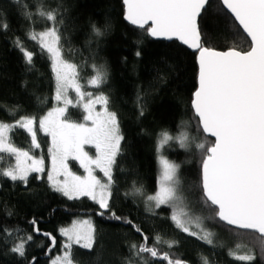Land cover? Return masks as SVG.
I'll return each instance as SVG.
<instances>
[{
	"label": "trees",
	"instance_id": "1",
	"mask_svg": "<svg viewBox=\"0 0 264 264\" xmlns=\"http://www.w3.org/2000/svg\"><path fill=\"white\" fill-rule=\"evenodd\" d=\"M38 4L46 10L58 9L57 27L64 58L77 66L84 90L108 97V109L116 113L124 139L112 172L110 210L104 216L98 215L101 209L88 197L68 199L54 191L47 178L38 173L29 175L27 185L0 176V264H31L33 258L35 264H49L46 250L50 240L34 233L31 221L37 222L41 232L56 238V247L52 249L55 256L64 239L58 229L77 216L92 217L96 229L92 249L73 247L74 264H143L131 250L133 243L143 242V236L124 219L142 229L148 236L149 246L156 235L162 241L177 242L171 248L164 243L156 247L159 252H167L173 259L179 258L187 264H203L202 257L207 258L208 264H241L228 254L237 244L243 245L239 251L251 249L255 254L251 264H264L259 234L222 222L204 200L205 152L197 145H211L214 139L202 131L192 106L193 94L198 88V54L177 40L152 38L147 31L149 26L140 28L127 22L123 0H22L21 4L0 0V22L7 25L6 30H0V121L13 123L21 116L38 119L55 105L56 80L51 61L27 38L31 30H43L50 23L35 15ZM25 11L33 13L31 18H26ZM93 25L101 27L104 35L96 36ZM199 28L204 47L250 49L251 41L221 0H209L199 18ZM18 40L33 53L31 65L25 62L17 47ZM93 66L106 72L105 81L98 88L88 83L95 75ZM84 116L81 106L69 107L71 121L84 123ZM163 132L175 139L161 149L158 144ZM182 135L188 137L186 146H181ZM11 136L16 146L38 157L49 156V135L41 134L37 139L39 149L32 147L24 130L16 129ZM160 154L179 165L187 210L204 217L207 229L215 233V247L178 229L170 219L172 208L153 205L149 210L145 196L158 190ZM12 162L5 157L0 167ZM71 164L82 172L76 161ZM98 174L103 175L100 171ZM134 186H142L144 196L135 194ZM111 212L124 219L110 218ZM17 228L22 231L17 233ZM3 229H8L11 235H6ZM28 234L33 238L26 245L25 256L21 257L11 249L18 238ZM141 256L147 264H166L147 253Z\"/></svg>",
	"mask_w": 264,
	"mask_h": 264
},
{
	"label": "snow or ice",
	"instance_id": "2",
	"mask_svg": "<svg viewBox=\"0 0 264 264\" xmlns=\"http://www.w3.org/2000/svg\"><path fill=\"white\" fill-rule=\"evenodd\" d=\"M21 4L22 0H15ZM127 8L126 19L133 25L144 28L151 22L147 31L152 37H175L183 44L199 49V89L195 92L193 106L202 125V131L215 138L211 145L200 143L198 148L205 152L202 161V188L205 203L213 207L216 217L237 229L257 233L264 255V0H221L223 6L232 14L235 21L250 37L249 50L241 51L231 48L218 51L204 47L200 43L198 17L208 0H123ZM26 8L27 6L24 5ZM33 13L25 11L26 18ZM35 15L46 19L49 26L43 30L35 29L28 33V39L35 42L43 54L48 55L55 73V100L63 107L48 111L41 119L34 116H21L13 123L0 121V164L5 157L14 163L0 167V176L11 181H20L27 185L32 173H43V157H35L28 150L17 147L11 133L16 129L24 130L30 138L32 147L39 149L37 130L51 137V170L47 176L50 187L68 199L88 197L101 209L98 215L104 216L110 210L112 198V169L120 152L121 134L116 113L108 110V97L82 91L77 66L63 56L61 34L57 27L58 9L46 10L38 4ZM62 23V18L59 21ZM96 36H103L104 30L93 25ZM107 26H104L106 29ZM6 23L0 22V30H6ZM29 65L33 53L26 50L17 41ZM137 55L140 53L137 52ZM95 75L88 81L93 87H99L106 78V72L95 68ZM72 89L77 95L76 103L68 97ZM87 98V99H86ZM102 106L101 111L96 105ZM69 105L82 106L86 113L84 123L70 122L66 118ZM10 115L15 113L10 112ZM140 114L143 115V108ZM91 122L89 126L88 122ZM175 139L167 132L161 133L158 146L163 147ZM187 135L180 137L181 146H186ZM85 145H92L97 152L92 158L84 150ZM79 161L87 173L84 176L74 174L67 161ZM161 173L158 191L145 196L149 210L168 206L173 209L170 219L175 226L189 236L196 237L207 245L216 246L214 233L204 228V217L190 213L182 193L178 178L179 165L160 158ZM99 169L104 180L94 172ZM61 177H63L61 179ZM134 193L144 196L143 187L134 186ZM127 195V194H126ZM153 214H155L153 212ZM110 218L124 219L110 213ZM124 222L132 225L134 230L143 236L139 245L133 243L131 250L140 257L142 253L159 259L166 264H187L179 258L173 259L169 253H161L156 245L164 243L173 247L177 242L162 241L159 235L153 237L149 246L148 236L131 220ZM33 232L50 240L46 254L50 256L49 264H74L72 249L80 246L92 249L95 243V228L90 220L75 221L71 227L58 229L62 238L60 252L52 256L56 247V238L51 233L41 232L37 222L31 221ZM195 229V230H193ZM11 235L8 229H3ZM17 233L22 230L15 229ZM28 234L18 238L12 251L24 257L27 243L32 241ZM243 245L237 244L229 249V256L241 264H251L255 254L248 249L239 251ZM203 264H208L202 257ZM31 264H35V258Z\"/></svg>",
	"mask_w": 264,
	"mask_h": 264
},
{
	"label": "rangeland",
	"instance_id": "3",
	"mask_svg": "<svg viewBox=\"0 0 264 264\" xmlns=\"http://www.w3.org/2000/svg\"><path fill=\"white\" fill-rule=\"evenodd\" d=\"M72 63V62H71ZM74 64V63H73ZM55 91H56V88H55ZM82 91H85V92H91L92 93V95H93V97H96V96H98V94H95L94 92H92V91H87V90H84L83 88H82ZM67 95H68V97L73 101V104H75L76 103V100H77V95H76V93L74 92V90H72V89H69L68 90V93H67ZM54 97H55V94H54ZM87 99V98H86ZM54 102H55V105L51 108V110L52 109H54V108H56V107H63L64 105L62 104V103H57V101L55 100V98H54ZM72 105H69L68 106V108H67V112H66V118L70 121V122H74V123H79V122H77V121H71L69 118H68V109H69V107H71ZM82 107V106H81ZM108 107V106H107ZM83 109V108H82ZM51 110H49V111H51ZM96 110L97 111H101L102 110V106L100 105V104H97L96 105ZM109 110V109H108ZM110 111V110H109ZM112 112V111H111ZM47 114V113H46ZM46 114H44V115H46ZM86 114V113H85ZM44 115H42L40 118H38L37 120H39V119H41ZM88 124H89V126L91 125V122L89 121L88 122ZM41 134H44L42 131H39V130H37V139L41 136ZM49 140H50V143H49V147H48V157H46V156H42L43 157V159H44V168H45V170H44V172L43 173H38V175L40 176V177H46L47 178V176H48V174L50 173V170H51V155H50V148H51V137L49 136ZM38 141V140H37ZM17 147H19V146H17ZM20 148H22V149H24V150H28V149H26V148H23V147H20ZM90 148L91 149H93V152L92 151H90ZM84 150L88 153V155L90 156V157H92V158H95L96 157V155H97V152H96V149L92 146V145H85L84 146ZM29 151V150H28ZM30 152V151H29ZM30 154L31 155H34L35 157H37V158H39L38 156H36L35 154H33V153H31L30 152ZM161 156H165L164 154H160V158H161ZM167 159V158H166ZM169 160V159H168ZM72 161H76L77 162V165H79V167L81 168V170H82V172H79L78 170H76V169H74V167H73V165L71 164L72 163ZM159 161H160V159H159ZM170 162H173L172 160H169ZM12 163H14V161L12 162ZM67 163H68V166H69V168H70V170L74 173V174H76V175H80V176H84V175H86L87 173L85 172V170H84V168L83 167H81L80 166V164H79V161H77V160H74V159H69L68 161H67ZM114 167V166H113ZM98 171H100L99 169H96L95 170V172H94V174L98 177V178H100V179H102V180H104V179H106L103 175H100V174H98ZM101 172V171H100ZM112 172H113V169H112ZM102 173V172H101ZM160 173H161V164H160ZM103 174V173H102ZM113 175V174H112ZM63 177H61V179H62ZM178 178H179V174H178ZM181 184H182V182L180 181V186H181ZM184 184V183H183ZM158 191V190H157ZM156 191V192H157ZM182 193H183V196H184V198H185V195H184V193H186V192H184L183 191V189H182ZM173 210V209H172ZM83 220H90L91 222H92V224H93V226H94V220H93V218L92 217H90V216H77V217H75V219L71 222V223H69V224H67V226H64V227H71L72 226V224H73V222H75V221H83ZM203 225H204V228L205 229H207V225H206V223L204 224V222H203ZM94 228H95V226H94ZM96 229V228H95ZM208 230V229H207ZM212 233H214L213 232V230L211 229L210 230ZM215 234V233H214ZM94 236H95V233H94ZM65 239V238H64Z\"/></svg>",
	"mask_w": 264,
	"mask_h": 264
},
{
	"label": "water",
	"instance_id": "4",
	"mask_svg": "<svg viewBox=\"0 0 264 264\" xmlns=\"http://www.w3.org/2000/svg\"><path fill=\"white\" fill-rule=\"evenodd\" d=\"M208 2H209V0H208ZM124 3V2H123ZM207 5H208V3L205 5V8L207 7ZM124 6H125V19H126V13H127V8H126V5L124 4ZM204 8V9H205ZM204 9L202 10V12H201V15H202V13H203V11H204ZM226 9V8H225ZM228 11V10H227ZM229 12V11H228ZM230 13V12H229ZM200 15V16H201ZM232 15V14H231ZM199 18L200 17H198V29H199V33H200V43H201V45H202V35H201V32H200V28H199ZM234 18V17H233ZM126 21L127 22H129L127 19H126ZM130 23V22H129ZM238 23V22H237ZM131 24V23H130ZM150 24H151V22H149V24L148 25H145V27L144 28H146V27H148V26H150ZM133 25V24H132ZM239 25V24H238ZM134 26H136V25H134ZM138 27V26H137ZM241 27V26H240ZM242 28V27H241ZM243 30V29H242ZM244 32V31H243ZM245 33V32H244ZM246 34V33H245ZM247 35V34H246ZM151 36V35H150ZM152 37V36H151ZM248 37V36H247ZM152 38H154V39H157V40H166V41H173V40H177V41H179L178 39H176L175 37H173L172 39H168V38H166V37H152ZM248 39L250 40V37H248ZM180 43H182L183 44V42L182 41H179ZM183 45H185V44H183ZM186 47H188V48H190L193 52H195V53H197L198 55H197V64H198V66H199V49H194V48H191L190 46H188V45H185ZM214 49V48H213ZM229 49H231V48H229ZM215 50H217V49H215ZM218 51H226V50H221V49H219ZM198 74H199V67H198ZM197 85H198V88L196 89V91L199 89V76H198V83H197ZM195 91V92H196ZM195 92H194V94H193V101H194V99H195ZM193 101H192V106H193ZM193 108H194V106H193ZM194 112H195V109H194ZM195 115H196V113H195ZM197 116V115H196ZM198 117V116H197ZM199 118V117H198ZM200 122V121H199ZM200 127H202V125H201V123H200ZM205 133V132H204ZM208 137H211V138H213L214 140H215V138L214 137H212L210 134H208V133H205ZM222 222H224V223H227V222H225V221H222ZM229 225V224H228ZM230 226H232V227H235V226H233V225H230ZM236 228V227H235ZM242 230V229H241ZM244 231H248V230H244Z\"/></svg>",
	"mask_w": 264,
	"mask_h": 264
}]
</instances>
